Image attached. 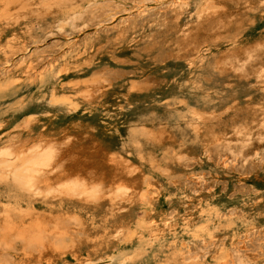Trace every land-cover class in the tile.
Segmentation results:
<instances>
[{"label": "clouds", "instance_id": "obj_1", "mask_svg": "<svg viewBox=\"0 0 264 264\" xmlns=\"http://www.w3.org/2000/svg\"><path fill=\"white\" fill-rule=\"evenodd\" d=\"M0 264H264V0H0Z\"/></svg>", "mask_w": 264, "mask_h": 264}]
</instances>
